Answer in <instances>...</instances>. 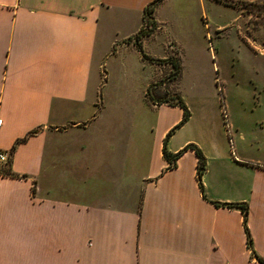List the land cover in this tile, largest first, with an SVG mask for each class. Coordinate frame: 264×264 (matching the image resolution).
Segmentation results:
<instances>
[{
  "label": "crops",
  "instance_id": "crops-1",
  "mask_svg": "<svg viewBox=\"0 0 264 264\" xmlns=\"http://www.w3.org/2000/svg\"><path fill=\"white\" fill-rule=\"evenodd\" d=\"M150 1L0 0V150L8 156L0 167L13 172H0V264H259L252 251L264 261V94L250 100L257 126L231 133L218 95L219 131L206 127L201 108L194 135L190 113L167 136L183 115L169 103L177 94L145 93L165 80L141 76L142 110L128 104L132 95L110 90L105 60L136 47ZM167 1L154 6L155 27L140 38L145 54L170 58L162 65L176 56L144 46L166 24ZM119 21L136 25L115 47L109 23ZM137 52L132 79L117 86L156 63ZM188 143L205 157V197L197 155L182 150ZM163 145L169 155L182 150L173 165ZM210 200L246 204L250 247L241 207Z\"/></svg>",
  "mask_w": 264,
  "mask_h": 264
},
{
  "label": "rangeland",
  "instance_id": "rangeland-1",
  "mask_svg": "<svg viewBox=\"0 0 264 264\" xmlns=\"http://www.w3.org/2000/svg\"><path fill=\"white\" fill-rule=\"evenodd\" d=\"M175 1L168 0L164 5L159 16L166 17L167 22L161 24L152 39L145 42L144 48L153 56H176L179 63L177 76L168 77L173 70L171 63L162 65L156 62L145 64L143 68L139 66L137 81L117 86L123 78L132 79L131 69L140 60L133 44L117 47L122 34L131 31L136 23H109V32L112 33L113 29L118 31L117 35L112 33V37H116L117 52L105 60L103 67L106 78L114 85L111 92H123L128 98L132 95L134 101L128 104L137 105L142 110L141 76L153 77L155 82L163 79L166 85H151L150 95L158 99L159 93L168 91L182 98L194 118L187 129L189 135H194L201 108L208 114L205 122L208 129L219 131L224 125L216 105L214 107L218 95L225 105L224 121L229 124L233 121V128L227 123L225 126L231 133L234 127L246 129L257 126L255 119L259 113L252 112L250 100L254 94H264V55L259 52L264 47V0ZM174 46L177 48L172 49ZM249 46L257 52L254 53ZM111 96L114 101L115 95ZM172 101L174 99L169 103ZM230 132L228 136L234 143Z\"/></svg>",
  "mask_w": 264,
  "mask_h": 264
},
{
  "label": "trees",
  "instance_id": "trees-1",
  "mask_svg": "<svg viewBox=\"0 0 264 264\" xmlns=\"http://www.w3.org/2000/svg\"><path fill=\"white\" fill-rule=\"evenodd\" d=\"M161 0H151L144 8V15H145V19H146V23H147V27L145 28H141L138 32H136L132 39H133V42L135 44V46L137 47V49L140 51V54L141 56L144 58V59H148L150 61H154V62H163V61H167L169 60L170 58H163V59H160V58H153V57H150L148 56L147 54H145L142 50V46H141V42H140V38L141 36L145 35V34H148L150 33L154 27H155V23H154V20H152L150 18V13L152 12L154 6L159 3ZM172 66H173V70L171 72V74H169V77H175L177 76V74L179 73V63H178V60L176 58H173L172 60ZM147 95H149V91L147 89L146 91ZM171 98H175L174 102L178 103L182 109H183V115H182V118L181 120L175 124L169 131L168 133L166 134L168 136V134L175 128L177 127L178 125H180L182 122H184L188 117H189V110L187 108V106L185 105L184 101L182 100V98L178 95H174V96H171ZM166 99V98H165ZM163 101V100H161ZM33 131L29 132V133H32ZM28 135V134H27ZM23 136L22 138H19L15 141L18 142V141H21V140H24L26 138V136ZM14 145H12L11 149L12 150L14 148ZM187 148H191L195 151L196 155H197V168H196V179H197V182H198V185L200 187V191H201V194L203 197L204 196V192H203V187H202V183H201V179H200V176H201V172L202 170L204 169L205 167V157L204 155L202 154L201 150L193 143H188L186 144L182 150L184 149H187ZM182 150L174 153V154H171L169 155L168 152L166 151V148H165V145H163V155L166 159L169 160L170 162V165H173V162L172 160L182 152ZM0 172L1 173H5V174H13V172L11 171L10 169V165L7 164L5 167H0ZM213 204L215 205H224V206H237L239 205L241 207V210H242V213H243V219H244V227H245V231H246V243H247V246L250 247L251 246V238H250V235H249V232L247 230V227L245 225V217H246V213H247V206L245 203H239V202H220V201H217V200H210ZM254 256H256V260L259 264H264V261L262 260V258H260L259 256H257L255 254L254 251L251 252Z\"/></svg>",
  "mask_w": 264,
  "mask_h": 264
},
{
  "label": "built area",
  "instance_id": "built-area-1",
  "mask_svg": "<svg viewBox=\"0 0 264 264\" xmlns=\"http://www.w3.org/2000/svg\"><path fill=\"white\" fill-rule=\"evenodd\" d=\"M223 116H224V114H223ZM225 119V118H224ZM1 121V120H0ZM229 142L231 143V139H230V137H229ZM7 159H8V156H7V153L5 152V151H1L0 150V162H6L7 161Z\"/></svg>",
  "mask_w": 264,
  "mask_h": 264
}]
</instances>
